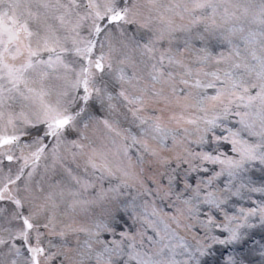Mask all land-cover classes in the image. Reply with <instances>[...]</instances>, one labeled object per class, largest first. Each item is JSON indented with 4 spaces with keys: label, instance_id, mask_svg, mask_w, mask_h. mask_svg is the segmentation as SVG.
Listing matches in <instances>:
<instances>
[{
    "label": "snow or ice",
    "instance_id": "1",
    "mask_svg": "<svg viewBox=\"0 0 264 264\" xmlns=\"http://www.w3.org/2000/svg\"><path fill=\"white\" fill-rule=\"evenodd\" d=\"M0 264H264V0H0Z\"/></svg>",
    "mask_w": 264,
    "mask_h": 264
}]
</instances>
